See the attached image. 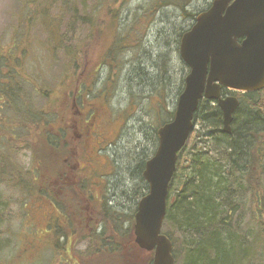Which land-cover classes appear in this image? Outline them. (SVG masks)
<instances>
[{
    "label": "trees",
    "instance_id": "obj_1",
    "mask_svg": "<svg viewBox=\"0 0 264 264\" xmlns=\"http://www.w3.org/2000/svg\"><path fill=\"white\" fill-rule=\"evenodd\" d=\"M26 1L27 7L36 6L35 0ZM133 1L42 0L38 10L35 8L34 16L30 8L27 11L24 29L26 25L33 26L35 18L40 21L42 18V22L37 24L41 33L47 34V39L40 44L42 57L46 58V52L52 63L60 54L64 57L60 77L54 87H61L64 95H69L66 82L69 79L67 72H71L75 77L76 93L73 94L77 104L80 105L82 95L87 97L92 94L93 87L87 85L84 78L86 74H92L86 57L87 51L95 46L97 36L103 41L101 46H105L95 79L105 68L109 79L119 82L118 79L121 75L124 77L128 69V58L133 53L134 57L142 53L149 29L164 9H179L185 20L196 18L188 11L193 0H139L134 8L131 7ZM82 31H87L86 37H80ZM184 33H181L180 40ZM18 36L14 50L19 49L23 42ZM7 55L0 54V188H3L0 190V264L11 262L8 256L13 250L17 251L18 264H24L21 254L26 252V248L21 243L27 242L22 241V235L36 230L37 225L32 220L35 216L29 207L42 200L58 212L44 223L42 233L46 239L49 235L51 241L42 250V262L53 264L55 256L57 260H60L59 257L64 261L66 259L61 264H139L142 256L148 255L147 264H153V253H145L134 241L138 203L133 212L125 213L109 205L105 196L98 198L95 191L102 181L94 182L92 173H96L87 169L88 179H72L73 173L67 161L75 150L70 144L69 130L64 126L59 129L55 126L54 113L50 111L53 107L51 96L55 93L46 87L38 89L46 104L35 107L26 93L27 89L25 91V87L18 85V80L26 79L16 71V68L23 67L24 54L21 59L20 56L15 57V68L12 67L15 73L11 70L3 78L1 72L6 65L12 66L5 61ZM160 58L164 61L161 70H158L160 76L151 78L148 95L141 98L134 111L136 113L148 105L150 115L155 117L154 153L158 146V129L174 117V110L166 105L164 115L167 121H160L163 102L169 99L172 85L168 69L171 62L164 56ZM186 76L187 73L178 86L177 97L183 91ZM228 93L241 101L234 114L231 133L223 131V116L218 106L203 100L194 116L195 126L199 124L201 131L194 129L178 156L164 223L166 235L174 245L176 264L185 253L191 256L190 264H227L228 258L231 264H264V129L258 126L259 119H264V99L261 98L262 92H224L225 95ZM102 97L104 100L101 102L105 105L108 99L106 93ZM207 138L219 150L218 158L204 151V147H198L208 143ZM23 153L30 155L28 168L20 159ZM146 163L147 160L139 168L140 177L146 185L139 200L149 190L143 179ZM239 190L249 199V227L256 229L250 235L242 236L240 222L234 219L241 208L236 202ZM6 192L11 196H5ZM14 197L15 201L12 200ZM15 208L19 211L17 218ZM81 208L88 214L82 216ZM18 218L29 222L26 230L17 234L12 242L9 226ZM91 218L97 220V227L87 222ZM171 221L174 222V229L168 228ZM180 231L189 234L190 244L186 247L179 244ZM83 238L89 240V249L85 254L73 253L74 243ZM49 252H54V255ZM226 252L229 255L223 257L221 253Z\"/></svg>",
    "mask_w": 264,
    "mask_h": 264
},
{
    "label": "rangeland",
    "instance_id": "obj_2",
    "mask_svg": "<svg viewBox=\"0 0 264 264\" xmlns=\"http://www.w3.org/2000/svg\"><path fill=\"white\" fill-rule=\"evenodd\" d=\"M35 1L36 6L33 5L30 8L31 5L26 6V0H0V54L7 55L11 49L14 50L15 38L18 35L19 39H23L19 49H15V53L9 52L6 56L5 61L12 64V66L6 65V68L1 72L2 76L4 78V74L7 71L13 70L12 67L15 68L14 60L17 59L15 57L20 56L19 58L21 59L24 56L23 67L16 68V71L18 74L26 76V79L20 78L21 81L18 80V85L25 87V91L27 89V95L37 108L44 107L46 104V101L39 96L38 89L46 87L55 93L51 96L53 106L51 108L53 110H50L54 113L55 126L58 129L64 126L69 130L70 144L75 150L67 161L70 170L75 174H72V179L83 180L86 177L88 179L89 175L86 169L90 173L95 172L96 174L92 173L94 182L102 181L101 186L97 187L95 191V194L98 195L97 197L102 198L101 196H105L110 202L109 205L122 212H133L136 209V204L140 201V195L146 187L140 177L139 168L145 160H149L153 156L154 132L156 129V120L154 116L153 119L150 115L151 112L148 105L140 107L141 109L136 113L134 111L137 109L141 98H146V95H148V91H150L148 86H150L151 78L157 75L160 76L158 72L164 62L163 58L160 57L163 56L171 62L168 69L171 73L169 76L172 79V85L169 90V99L163 102L164 106L160 121L162 123L167 121V116L164 115L167 109L166 105L172 111H175L179 97L176 96L178 86L183 75L189 71L180 57V35L183 31H189L195 20L183 19L182 11L174 7L164 9L152 27H150L142 53L138 54L137 57H134L135 53H133L128 58V69L127 71L125 70V76L121 75L118 79V81L120 80L119 82L116 79L114 80V78L112 82L105 68L103 70L99 69V71L101 70L100 76L95 79L94 74L100 66L101 54L105 46H101L103 41L97 36L95 46L87 51L88 56L86 57V60H89V69H92V74H86L84 78L87 85L93 87L92 94L87 97L82 95L79 105L74 100L75 94L73 93L75 92L76 84L75 77L71 72H67L69 79L67 78V82L65 81L69 95H64L61 87H54L60 77L59 71L65 60L63 55L60 54L56 62L52 63L45 51L46 58L42 57L43 50L40 44L47 39V34L41 33V28L37 25L42 22V18L41 21L39 18H35L34 25H26V29H24L27 11L30 8L34 16V10L35 8L38 10L39 1L42 0ZM213 1L193 0L188 7L189 14L197 17L200 13L208 10ZM133 2L131 7L134 8L138 5L139 0H134ZM86 33L85 31L80 32V37H86ZM22 54L24 55L22 56ZM13 72L15 73V70ZM8 83L10 84V81ZM105 93L108 99L104 105L101 100H104L102 96ZM261 98L264 99V92H262ZM92 103L94 104L93 107H91ZM132 112L133 114L129 115ZM195 129L201 131L199 124H196ZM206 141L209 142L199 144L198 147H204V151H208L211 156L218 158L220 156L219 150L215 148L214 143L209 138ZM20 159L25 167L28 168L30 155L23 153ZM104 176H107L106 180ZM0 190H3V188H0ZM5 196H11V194L6 192ZM12 200L15 201V197ZM38 202L32 203L29 207L35 216L32 220L37 223L36 230L22 235V241L27 242L21 243L23 248H26V252L21 254V261L24 264H46L42 262V250L45 245L50 244L51 238L48 235L46 239L45 234L42 233L45 227L44 223L47 222L50 216L58 213L57 209L45 200ZM236 202L241 205L239 215L234 218L240 222L239 232L242 236L245 234L250 235L251 232L255 233L256 229L249 227L250 219L247 212L249 199L241 190L236 195ZM14 211L17 218L19 211L16 208ZM80 212L82 216L88 214V211L84 208H81ZM22 219H14L9 226L11 232L9 238L12 242L14 237L17 238V234L26 230L29 221ZM87 222L95 227L98 226L95 218H91ZM169 223L171 224H169L168 228L174 229V222L171 221ZM163 232L166 234V229H163ZM174 235L176 236L175 233ZM178 237L180 238V246L186 247V245L190 244L189 234L180 231ZM73 246V253H86L90 244L87 238H83L78 239ZM145 253L148 254V252ZM49 254L53 256L54 252H49ZM221 255L227 257L229 253H221ZM8 257L11 262L3 261L4 264L19 263L17 262L16 250L11 251ZM65 257L67 258L66 253ZM148 257V255L142 256L139 264H147ZM190 258L189 253H185L179 264H190ZM44 259L46 258L44 257ZM59 259L57 260L54 256L53 264H61L66 261V259L64 261L60 257ZM227 264H231L229 258L227 259Z\"/></svg>",
    "mask_w": 264,
    "mask_h": 264
},
{
    "label": "water",
    "instance_id": "obj_3",
    "mask_svg": "<svg viewBox=\"0 0 264 264\" xmlns=\"http://www.w3.org/2000/svg\"><path fill=\"white\" fill-rule=\"evenodd\" d=\"M180 57L189 73L173 120L157 132L158 148L143 172L149 191L135 214L134 241L154 254L153 264H176L173 242L163 227L178 154L194 130L200 102L217 103L223 131L230 134L240 101L222 92L264 90V0H214L182 36Z\"/></svg>",
    "mask_w": 264,
    "mask_h": 264
},
{
    "label": "bare ground",
    "instance_id": "obj_4",
    "mask_svg": "<svg viewBox=\"0 0 264 264\" xmlns=\"http://www.w3.org/2000/svg\"><path fill=\"white\" fill-rule=\"evenodd\" d=\"M258 123H260V125H258V126H262V129H264V119H259Z\"/></svg>",
    "mask_w": 264,
    "mask_h": 264
},
{
    "label": "flooded vegetation",
    "instance_id": "obj_5",
    "mask_svg": "<svg viewBox=\"0 0 264 264\" xmlns=\"http://www.w3.org/2000/svg\"><path fill=\"white\" fill-rule=\"evenodd\" d=\"M6 73H9V71H7ZM6 73H5V74H6Z\"/></svg>",
    "mask_w": 264,
    "mask_h": 264
}]
</instances>
